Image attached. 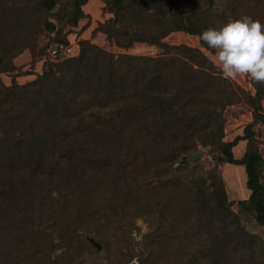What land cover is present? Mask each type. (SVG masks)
I'll return each instance as SVG.
<instances>
[{
	"label": "trees",
	"instance_id": "obj_1",
	"mask_svg": "<svg viewBox=\"0 0 264 264\" xmlns=\"http://www.w3.org/2000/svg\"><path fill=\"white\" fill-rule=\"evenodd\" d=\"M70 1L63 17L75 27L88 0ZM103 1L113 17L99 32L121 48L162 53L116 59L83 43L29 84L0 80V264H109L115 251L126 264H264V242L241 228L218 169H244L250 195L240 204L264 227V158L253 130L264 124V83L252 80L254 95L240 91L200 50L163 42L184 31L209 49L203 31L243 16L263 24V1L229 0L221 13L190 7L187 20L163 0ZM59 3L0 0V76L36 49L39 11ZM243 101L255 119L225 142V110ZM241 141L248 148L238 159ZM208 147L218 153L211 170L182 163ZM138 218L150 229L140 242Z\"/></svg>",
	"mask_w": 264,
	"mask_h": 264
},
{
	"label": "rangeland",
	"instance_id": "obj_2",
	"mask_svg": "<svg viewBox=\"0 0 264 264\" xmlns=\"http://www.w3.org/2000/svg\"><path fill=\"white\" fill-rule=\"evenodd\" d=\"M228 1L229 0H163V4L168 11L171 13H178L182 15L185 20H187L186 18L191 15V12L189 11L190 7L194 10V12L211 9L217 13H221ZM262 1L264 9V0ZM59 2L60 3L53 9L52 12H50L49 15L45 12L40 13L39 11V16L42 17V27H44L47 23H53L56 26V32H50L44 27V30L42 28L40 31L39 36L32 38L30 44L32 47L35 46L36 49L33 51L28 49L21 56L15 59L14 62L16 64V69L14 73H4L0 76V80L5 86H11L13 84H29L36 78L37 75L55 68L58 63L51 61L47 53L50 46L56 42L55 40L57 38L66 39L68 42L70 41L72 44L77 45L79 53L82 50V44L88 43L107 52L109 55H113L116 59L120 56L158 57L162 53V50L157 46H148L144 44H135L129 49H124L117 46L116 43L111 41L106 34L99 32L98 29L100 28V25L104 24L108 19L113 17V15L108 13L106 3L103 0H88L81 8L84 13V17L75 27L68 23V19L66 17H63L65 16L66 11L69 12L71 10L72 1L59 0ZM163 42L172 46H185L200 50L211 61H213L214 50L203 47L200 43L199 37L191 35L188 32L181 31L172 33L165 38ZM219 75L223 77L221 71H219ZM230 82L235 87H238L240 91L249 92L253 95L256 93L250 76H241L235 81ZM261 104L264 110V100ZM224 118V141L233 142L237 137L244 136L246 134V127L255 119L254 110L243 101L240 104L228 106L225 110ZM253 130L256 135L255 144L264 158V124H258ZM247 148V142L241 141L238 146L233 149L235 157L238 159L242 158ZM199 152L202 153L201 158L198 160L201 162L202 167H204L206 171L214 168L217 164L215 157L218 153H215L211 147L201 148ZM218 169L220 176L224 179L225 187L228 193V200L232 204L231 208L239 216L241 228L248 233L258 236L264 242V227L260 226L254 216L240 204L242 201L247 200L250 195V191L246 187L244 169L230 164H220ZM149 230V223L147 220L144 218H138L134 230L135 240L140 242ZM201 243V240L198 241V245L201 246ZM208 243L209 242L207 241L204 242V246H207ZM103 251L105 252L102 255L106 256L107 249ZM136 252H138V249H136ZM120 256L122 255L119 252H113L111 254L109 264H126L125 262L127 257L124 256H122L123 259L121 262H118ZM104 264L108 263L104 261ZM130 264H139V261L135 258Z\"/></svg>",
	"mask_w": 264,
	"mask_h": 264
},
{
	"label": "clouds",
	"instance_id": "obj_3",
	"mask_svg": "<svg viewBox=\"0 0 264 264\" xmlns=\"http://www.w3.org/2000/svg\"><path fill=\"white\" fill-rule=\"evenodd\" d=\"M201 40L214 50V65L224 79L250 76L264 83V24L250 16L229 20L219 28L203 31Z\"/></svg>",
	"mask_w": 264,
	"mask_h": 264
},
{
	"label": "built area",
	"instance_id": "obj_4",
	"mask_svg": "<svg viewBox=\"0 0 264 264\" xmlns=\"http://www.w3.org/2000/svg\"><path fill=\"white\" fill-rule=\"evenodd\" d=\"M79 53L77 45L65 43H56L52 45L48 50L49 59L51 61L57 60L58 58H73Z\"/></svg>",
	"mask_w": 264,
	"mask_h": 264
},
{
	"label": "water",
	"instance_id": "obj_5",
	"mask_svg": "<svg viewBox=\"0 0 264 264\" xmlns=\"http://www.w3.org/2000/svg\"><path fill=\"white\" fill-rule=\"evenodd\" d=\"M45 29L49 30L50 32H56V26L53 23H47L45 24ZM202 156V153L199 152L197 154L191 155V156H187L184 158V160L182 161V163L186 164V163H191V162H197ZM97 245V244H96ZM98 248L100 249V246L97 245Z\"/></svg>",
	"mask_w": 264,
	"mask_h": 264
}]
</instances>
